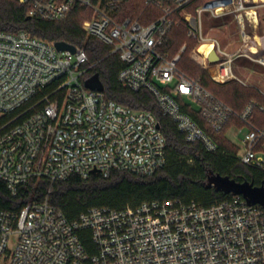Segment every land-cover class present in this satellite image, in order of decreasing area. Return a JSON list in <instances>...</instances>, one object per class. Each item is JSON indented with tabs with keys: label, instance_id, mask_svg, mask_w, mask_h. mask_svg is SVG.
I'll return each instance as SVG.
<instances>
[{
	"label": "built area",
	"instance_id": "2783aa9c",
	"mask_svg": "<svg viewBox=\"0 0 264 264\" xmlns=\"http://www.w3.org/2000/svg\"><path fill=\"white\" fill-rule=\"evenodd\" d=\"M129 1L19 0L31 17L58 22L78 3L89 8L83 29L119 55L118 80L124 88L149 90L186 141L203 142L209 151H216V143L183 106L196 107L215 132L237 117L244 125L230 129L244 133L238 156L264 173V127L252 120L257 104L237 112L179 67L186 45L175 56L163 50L185 13L203 69L219 84L239 80L233 63L243 50L229 52L208 37L203 13L233 14L246 39L247 28L260 24L258 8L264 2L207 0L195 13H186L194 0H142L159 11L143 23L118 18ZM55 43L26 31H0V179L12 195L33 178L88 180L93 173L109 177L114 171L149 176L163 167L167 140L156 116L87 88L98 62L90 60L86 46L60 51ZM204 44H212L207 54L199 50ZM25 105V111L2 121ZM82 229L90 230L92 254L80 238ZM11 236H16L13 250ZM5 256L8 264H264V205L235 194L211 206L164 199L123 209L93 207L70 221L47 197L29 201L18 213L0 210V264Z\"/></svg>",
	"mask_w": 264,
	"mask_h": 264
},
{
	"label": "trees",
	"instance_id": "16d2710c",
	"mask_svg": "<svg viewBox=\"0 0 264 264\" xmlns=\"http://www.w3.org/2000/svg\"><path fill=\"white\" fill-rule=\"evenodd\" d=\"M206 1L194 0L191 5L194 12L196 7ZM134 2L136 0L122 5V19L130 17L149 23L159 15L157 9L147 7L142 0L133 6ZM91 14L89 8L78 3L66 20L50 21L31 17L28 7L19 0H0V31H26L33 37L49 42L65 41L74 46H86L90 60L98 62L93 73L100 75L106 97L136 110L150 111L156 116L167 140L166 163L149 176L114 171L109 177L93 173L88 180L76 175L54 182L33 178L20 187L16 196L0 179V210L18 213L29 201L48 197L51 204L59 208L70 221H76L93 207L123 209L154 200L179 199L186 203L195 201L202 206H211L230 195L216 187H208L209 178L215 175L228 176L240 182H253L258 186L264 183V173L244 164L238 156L239 147L227 137L233 124L244 125L240 119L234 117L222 131L215 132L200 117L196 107L189 104L183 106V110L192 115L216 143V151H209L203 142L193 144L186 141L185 135L172 118L162 112L157 98L149 90L132 91L124 88L118 80L122 68L119 55L110 54L111 49L107 44L98 38L88 37L83 29L84 21ZM216 26L221 27L222 23ZM184 45L186 49L182 53L179 67L237 112L256 103L252 120L255 125L264 127V93L257 86L247 85L237 79L219 84L207 70L191 61L188 54L198 42L187 36V23L183 20L167 36L163 50L175 56ZM28 107L25 105L9 113L2 121L14 118ZM29 114L21 116L16 122L22 121ZM79 235L88 252L94 253L96 248L90 230H79Z\"/></svg>",
	"mask_w": 264,
	"mask_h": 264
},
{
	"label": "rangeland",
	"instance_id": "374dc122",
	"mask_svg": "<svg viewBox=\"0 0 264 264\" xmlns=\"http://www.w3.org/2000/svg\"><path fill=\"white\" fill-rule=\"evenodd\" d=\"M140 1L136 0V2L133 3V6ZM191 5L186 8V13H195L194 8H192ZM258 11L260 15V24L257 28H247L249 35L246 39L239 33V28L233 14L228 13L218 17L214 16L211 10H206L203 13V21L206 35L208 37L217 38L224 49L232 53L241 49L243 50V55L234 60V72L237 78L243 83L257 86L264 93V45H260L255 38L256 35H259L264 42V4L259 6ZM184 15L185 13L180 15L182 21H186ZM121 16L119 12L118 18H122ZM221 23V27L216 26V24ZM187 36L194 39L190 34L188 26ZM253 46L259 48L260 52L258 54L254 51ZM188 57L195 64L201 66L202 57L197 53L196 47L190 50ZM243 134V132H240V130L236 128H231L227 132V137L239 147V151L242 147L241 138ZM15 244L16 236H11L9 241L10 250L14 249ZM2 264H8L7 256L2 260Z\"/></svg>",
	"mask_w": 264,
	"mask_h": 264
},
{
	"label": "water",
	"instance_id": "95a60500",
	"mask_svg": "<svg viewBox=\"0 0 264 264\" xmlns=\"http://www.w3.org/2000/svg\"><path fill=\"white\" fill-rule=\"evenodd\" d=\"M56 47L60 50L75 51V46L65 42L59 41L55 43ZM214 51L212 57H216ZM87 88L92 90L104 91L105 86L98 73H94L85 81ZM208 187H216L218 190L224 191L226 194L242 195L250 204L264 205V183L260 186L255 185L253 182L244 181L240 182L228 176L215 175L209 178Z\"/></svg>",
	"mask_w": 264,
	"mask_h": 264
},
{
	"label": "bare ground",
	"instance_id": "6f19581e",
	"mask_svg": "<svg viewBox=\"0 0 264 264\" xmlns=\"http://www.w3.org/2000/svg\"><path fill=\"white\" fill-rule=\"evenodd\" d=\"M262 2H264V0H262ZM255 38L257 39V41H258V43H259L260 45H264V42H263L262 38H260L259 35H256ZM255 45H256V44H255ZM253 48H254V51H255L257 54L260 52V50H259L258 47L253 46ZM262 48H263V46H262ZM211 49H212V44H204V45H202V46L200 47L199 50L207 54ZM261 51H262V50H261Z\"/></svg>",
	"mask_w": 264,
	"mask_h": 264
}]
</instances>
